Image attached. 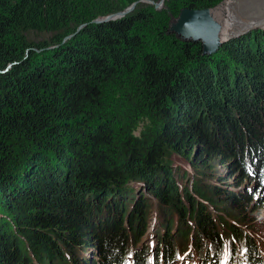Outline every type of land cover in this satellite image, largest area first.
Returning <instances> with one entry per match:
<instances>
[{"label": "trees", "instance_id": "16d2710c", "mask_svg": "<svg viewBox=\"0 0 264 264\" xmlns=\"http://www.w3.org/2000/svg\"><path fill=\"white\" fill-rule=\"evenodd\" d=\"M136 1L0 0V264H132L131 252L135 264H264L260 251L233 253L255 245L241 229L253 196L218 184L264 186V30L204 56L165 31L182 8L222 0L138 4L93 23ZM114 83L158 124L146 140L112 124L122 104L102 99ZM173 155L194 171L190 185ZM213 163L226 174L203 184ZM153 208V247L135 252Z\"/></svg>", "mask_w": 264, "mask_h": 264}, {"label": "rangeland", "instance_id": "374dc122", "mask_svg": "<svg viewBox=\"0 0 264 264\" xmlns=\"http://www.w3.org/2000/svg\"><path fill=\"white\" fill-rule=\"evenodd\" d=\"M150 1L152 3H156L158 6H156L155 8L154 5H152L151 3H147V2H144L141 5H143V7L151 8L155 13H159L160 11H163L166 9L165 3H167L168 0H163L161 4H159L160 0H150ZM244 1L246 0H239V2L238 0H222L221 1L222 4L224 2L225 4L223 6H221L222 5L221 4L220 9L222 10V13H224V15L228 16L227 25L230 28V30L232 29L234 33L249 29L251 26H256V28L244 34H241L240 36L235 37L233 39L240 38L244 35L249 34L253 30L260 29V28H257V26H261L262 24H264V0H259V1L250 0V1H253L251 2V4H246L248 2L245 3ZM186 9H189V8H186ZM191 10H194V9H191ZM222 13L220 14L224 17ZM178 15L176 17L172 16L169 19L168 27L171 22L177 19ZM261 30H264V29H261ZM49 36L50 35H45V34H38V35L31 34V39L33 41H40L43 39L48 40ZM165 36L166 38H168V41L169 42L171 41V43L173 44L172 41L173 39H175L177 35L168 33V28H167L165 31ZM226 37H223V40H225ZM229 40H232V38ZM117 87L120 88V85H118V83H114L113 85L108 87V92L102 99V103L106 104L107 106H110L111 108L115 107L116 104L118 105L122 104V108L121 110H119V112L116 113V116H114L115 113L113 114V117H112L113 119L111 120L112 124H114L116 128H119L122 131L124 130L123 128H125V131L120 132L121 134L124 133V137L131 136L134 141L137 140L138 142H142L147 139V137L155 130V126H157L158 124L155 122V120H153L154 119L153 116L149 115L146 112V110L143 108L142 103L140 101L137 100L134 103H127L124 100L126 98V95L125 94L120 95L119 93L120 89H118ZM117 95H120L119 98L117 97ZM171 160H172L173 168L177 170V168L180 167L179 174L184 173V170H186L185 171L186 174L188 173L187 180H189L188 185H190L191 183L190 181L192 180L194 171L191 169L189 163L186 162L183 158L178 157L176 155H173L171 157ZM217 164L218 163L212 164L211 171L205 172V173L203 172V174H200L201 176H203V184L216 183L219 177L225 176L227 170L224 169L223 167H220ZM234 173L236 174L237 172H234ZM224 181L218 184H221L222 186L224 183H226L227 184L226 187H228L230 184L235 183L236 185L240 183L239 187L235 189V192L238 194H242L243 197L246 195L253 196V201L249 203L248 207H246L244 204L242 205V210L245 211L246 222H245V225L241 226V229L244 232H246L249 236L252 237V241L255 240V245L253 246V242H252V246L250 245L244 246L242 243H239L238 246L234 248L235 250H233V253H236V257L241 259L242 261L245 259L255 258L253 257V254L251 253L257 254L258 251H260V254L264 256V186L260 185L257 179L247 180V181L242 180L241 182H239L237 179V183H236V180H233V179L229 180L226 178L224 179ZM179 182H181V180H179ZM134 186H138L140 188V191L143 192V194L148 192L146 190L143 191V188L138 183L135 184ZM152 200H154V197L152 195H149L148 202L150 203V201ZM154 211L155 209L153 208V211L151 212L150 218H149L150 224L148 226L147 232L145 233V236L143 237V239L144 238L146 239L143 242H141L143 240L141 239L138 242V244L135 245L134 247L135 252L142 251L144 246L153 247V240L156 239L155 226L158 225V221L156 220ZM211 212L213 213V211ZM188 249H195V248H193L192 245H188ZM222 249L226 250L228 249V246H224ZM243 249H248V252L242 258L241 251H243ZM236 257H234V259L237 262ZM186 259H190L189 256H187ZM257 260H259V257L257 258ZM129 261H132V264H135L133 252H131V254L128 256L127 263Z\"/></svg>", "mask_w": 264, "mask_h": 264}, {"label": "water", "instance_id": "95a60500", "mask_svg": "<svg viewBox=\"0 0 264 264\" xmlns=\"http://www.w3.org/2000/svg\"><path fill=\"white\" fill-rule=\"evenodd\" d=\"M162 1L163 0H160L159 4H161ZM144 2L151 3L155 8L158 6L150 0H138L125 8L123 11L98 17L93 21V23L98 24L122 19L129 15L138 4H143ZM221 4L222 2L214 8L203 10L182 9L177 19L169 24L168 33L182 37L183 40L187 39L192 42L201 41L204 56L216 53V50H218L223 44L221 43V40H219L222 15L218 12V7ZM82 27L83 26L79 27V29ZM260 29H264V27H261ZM71 37L72 36L65 38L64 41Z\"/></svg>", "mask_w": 264, "mask_h": 264}, {"label": "bare ground", "instance_id": "6f19581e", "mask_svg": "<svg viewBox=\"0 0 264 264\" xmlns=\"http://www.w3.org/2000/svg\"><path fill=\"white\" fill-rule=\"evenodd\" d=\"M259 1V0H258ZM238 2H239V0H238ZM245 3L246 2H248V3H246V4H251V2H253V1H250V0H246V1H244ZM261 2V1H260ZM225 4V2L221 5V6H223ZM221 6L220 7H218V12H220V13H222V10L220 9L221 8ZM223 15H224V13H222ZM222 18H224V19H222V22H221V29H220V32H219V40H221V43H223L224 44V42H228V40L229 39H231L232 38V40H233V38H235V37H237V36H240L241 34H244V33H246V32H248V31H250V30H252V29H254V28H256V26H251L249 29H246V30H244V31H239V32H233L232 31V29L230 30V28L228 27V25H227V23H228V16H226V15H224V17L222 16ZM264 26V24L263 25H261V26H257V28H261V27H263ZM226 36H228V37H226ZM177 37H179V36H177ZM223 37H226V39L225 40H223ZM179 38H181L182 40H183V38L182 37H179ZM184 41H190V40H187V39H184ZM230 41V40H229ZM201 42V41H200ZM222 44V45H223ZM221 47V46H220ZM219 47V48H220ZM218 50H216V52H217ZM215 54V53H214ZM213 55V54H212ZM161 264H163V263H161Z\"/></svg>", "mask_w": 264, "mask_h": 264}, {"label": "clouds", "instance_id": "9594fccd", "mask_svg": "<svg viewBox=\"0 0 264 264\" xmlns=\"http://www.w3.org/2000/svg\"><path fill=\"white\" fill-rule=\"evenodd\" d=\"M259 181V180H258Z\"/></svg>", "mask_w": 264, "mask_h": 264}]
</instances>
